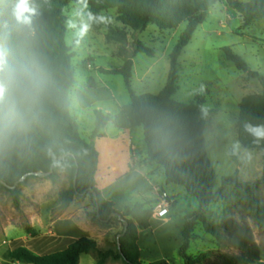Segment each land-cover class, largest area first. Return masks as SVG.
Instances as JSON below:
<instances>
[{
    "label": "trees",
    "instance_id": "1",
    "mask_svg": "<svg viewBox=\"0 0 264 264\" xmlns=\"http://www.w3.org/2000/svg\"><path fill=\"white\" fill-rule=\"evenodd\" d=\"M223 2L240 14L245 28L258 19H264V0H27L28 8L34 10L24 14L30 17V23L17 21L15 9L18 0L4 9L0 15V43L10 50L14 61L38 57L45 64L47 75L43 93L23 122L13 129L5 127L0 131V182L10 187L19 183V187L23 178L29 179L32 176L28 175L37 172L49 173L55 164L54 173L48 179L56 183L58 170L63 168L70 179V187L61 193L62 209H68L75 197L90 195L95 204L93 216L98 222L107 224L111 215L120 214L129 223L124 236H121L124 230L118 235L121 251L119 247L116 251L100 250L96 240L83 237L72 240L64 250L45 256H38L21 246L8 254L10 259L20 264H80L83 255L97 254L96 264H107L109 259L122 260L125 264H143L139 236L151 229L154 201L137 203L118 211L113 202L103 197L95 179L99 152L93 143L82 137L71 114L70 91L75 84L72 60L75 54L67 44L68 17L64 12L74 3L88 9L90 24L96 31L107 30L110 43H125L129 29L142 32L152 24L162 31H174L182 23H188L170 55L168 81L160 94L136 95L132 91V58L120 69L103 71L124 77L132 101L115 116L95 111L96 128L92 137H103V130L109 125L121 131L143 127L149 161L165 169L168 184L185 187L188 194L198 200V211L186 217L184 224L183 244L179 250L183 264H264L248 225L229 218L219 227L207 218L208 208L225 200L221 191H215L217 174L206 148L204 131L209 112L204 108L205 99L200 94L192 104L174 100L178 91L180 57L209 12ZM109 11H116L117 22L122 28L103 19L104 13ZM223 52L239 71L264 85V77L250 71L247 63L231 48H225ZM138 53L154 56L153 50L140 43L135 51ZM94 86L92 83L89 85L90 88ZM246 124L264 130V93L242 99L236 122L239 144L245 150L264 153V136L246 130ZM231 154L236 159L233 150ZM263 183L264 177L253 185L240 183L238 171L223 179V186L243 188L251 194L252 211L261 228H264V204L254 192ZM18 187L8 189L17 208L20 207L21 196ZM93 192L98 196L100 215ZM198 223H202L205 231L215 239L221 238L219 229H222L237 254L219 253L214 256V261L209 252L190 256L188 252L191 242L196 240L194 230ZM26 230L31 234L32 228ZM151 264L170 263L159 260Z\"/></svg>",
    "mask_w": 264,
    "mask_h": 264
},
{
    "label": "rangeland",
    "instance_id": "2",
    "mask_svg": "<svg viewBox=\"0 0 264 264\" xmlns=\"http://www.w3.org/2000/svg\"><path fill=\"white\" fill-rule=\"evenodd\" d=\"M14 2L15 0H2L0 15ZM64 14L68 17L67 44L75 54L72 60L75 84L70 91L71 114L82 137L91 142L92 132L96 128L95 111L115 116L120 108L132 101L124 77L103 71L120 69L132 58V91L136 95L160 94L168 81L170 55L188 23H182L174 31H162L152 24L142 32L129 29L127 41L117 44L107 41L105 28L96 31L91 26L85 6L70 4ZM103 19L116 27H123L117 22L116 11L104 13ZM139 43L153 50L154 56L135 54ZM225 48H231L247 63L250 71L264 77V19H258L245 28L240 14L223 2L209 12L182 53L179 60L178 91L174 100L192 104L200 94L205 99L204 108L209 112L204 131L206 148L217 174L215 191H221L225 200L212 204L208 208L207 218L219 227L229 218L248 225L264 261V228L258 226L253 214L251 194L243 188L223 186V179L232 177L237 171L239 182L248 185H253L264 177V153L245 150L238 142L236 130L242 99L264 93V85L258 79H252L239 71L228 61L223 52ZM91 83L95 85L94 88L89 87ZM85 105L91 107L84 110ZM107 111L110 113H106ZM107 129L110 136L119 132L113 125H109ZM133 136L138 158L143 164L139 169L142 172L154 170L156 173L145 176V179L136 176L123 180L113 192L121 195L123 201L120 202H124L126 187H129V200L131 191L140 189L141 203L154 201L152 185L172 195L174 204L167 221L152 220L151 229L140 234L138 244L143 264L159 260L183 264L179 250L183 244L184 224L186 217L198 211L199 202L188 194L185 187L176 184L167 186L169 184L162 166L156 163L144 164L147 153L143 127L135 128ZM232 150L236 159L231 154ZM69 187V175L64 168L58 170L56 183L48 178L32 176L22 181L18 187L21 196L20 207L17 208L12 194L0 185V264H20L10 259L8 254L23 245L27 247L23 240L10 238L8 228L11 225L22 228L29 237L36 238L29 243V247H36L39 251L32 252L38 256L64 250L72 240L83 237L96 240L100 250H117L118 235L124 230V224L120 219L114 220L115 217L107 224L98 222L93 216L95 204L90 195L75 197L68 209H62L61 193ZM254 195L264 204V183L257 187ZM32 222L36 223V227H33ZM27 228H32L31 234L27 232ZM219 231L221 238L215 239L205 231L202 223H198L194 230L196 240L191 242L188 254L198 256L209 252L213 255L212 261L216 260L214 256L219 253L236 255L227 234L222 229ZM96 263L97 254L83 255L80 260V264ZM107 264L125 263L109 259Z\"/></svg>",
    "mask_w": 264,
    "mask_h": 264
},
{
    "label": "crops",
    "instance_id": "3",
    "mask_svg": "<svg viewBox=\"0 0 264 264\" xmlns=\"http://www.w3.org/2000/svg\"><path fill=\"white\" fill-rule=\"evenodd\" d=\"M90 105L83 106L84 110L89 109ZM100 109V108H98ZM121 110V108H120ZM119 110V111H120ZM98 111V110H97ZM106 113H110L107 111ZM111 115V114H110ZM108 126L103 130V137H99L93 139L91 143H93L96 149L99 152V166L96 174V185L98 190L101 192L103 197L113 202L118 211H123L127 207H133L137 203H141L142 194H140V189L136 191H131L130 199H128L129 187H126V191L124 192V202L121 195L113 192V189L121 183V181H125L126 179L133 178L136 176L145 179V176H148L153 173H156L154 170L150 172H142L139 167H143L141 160L138 158L137 147L134 144V130L121 131L114 134V136L109 135ZM93 133V132H92ZM147 153V146H146ZM152 162L148 159L145 161L146 164H151ZM149 177V176H148ZM171 184L167 185L170 186ZM156 189L154 185L151 186V193L155 199V195L153 190ZM144 193V192H143ZM134 194V195H133ZM127 195V196H125ZM172 195H170L171 197ZM140 200V201H138ZM137 201V202H134ZM174 204V203H173ZM33 227H36V223L32 222ZM146 232V231H145ZM8 233L11 239L14 240H23L26 248H30L31 251L37 253L39 250L36 247L30 246L31 243L36 238H31L29 235L20 227L15 225H11L8 228ZM143 233V232H141ZM140 233V234H141ZM24 247V245L22 246Z\"/></svg>",
    "mask_w": 264,
    "mask_h": 264
},
{
    "label": "clouds",
    "instance_id": "4",
    "mask_svg": "<svg viewBox=\"0 0 264 264\" xmlns=\"http://www.w3.org/2000/svg\"><path fill=\"white\" fill-rule=\"evenodd\" d=\"M28 12L34 10L28 8L27 0H18L17 21L30 23V17L24 15ZM46 75L47 68L38 57L14 61L10 50L0 43V131L23 122L44 91ZM245 129L264 136V130L251 125L246 124Z\"/></svg>",
    "mask_w": 264,
    "mask_h": 264
},
{
    "label": "built area",
    "instance_id": "5",
    "mask_svg": "<svg viewBox=\"0 0 264 264\" xmlns=\"http://www.w3.org/2000/svg\"><path fill=\"white\" fill-rule=\"evenodd\" d=\"M155 195L152 206V220L167 221L170 210L173 206V201L165 190L156 188L153 190Z\"/></svg>",
    "mask_w": 264,
    "mask_h": 264
},
{
    "label": "water",
    "instance_id": "6",
    "mask_svg": "<svg viewBox=\"0 0 264 264\" xmlns=\"http://www.w3.org/2000/svg\"><path fill=\"white\" fill-rule=\"evenodd\" d=\"M63 160V158L61 159V161ZM54 167H55V164L52 165L51 167V170L49 173H44V172H37V173H32L30 175H28L27 177L29 176H33V177H40V178H48L49 176H51L53 173H54ZM26 178H23L20 182L24 181ZM5 188L9 189V190H15L17 189L18 184H16L14 187H10L8 186L7 184L3 183V182H0ZM93 195H94V198H95V201H96V205H97V210H98V215L99 214V211H100V207H99V200H98V196L95 192H93ZM114 217H117L119 218L120 220H122V222L124 223V226H125V229H124V233L121 235V236H124L128 226H129V223L125 220L122 219L121 215L120 214H113L109 217V219L106 221V222H110ZM118 246H119V250L121 251V246H120V242L118 241Z\"/></svg>",
    "mask_w": 264,
    "mask_h": 264
}]
</instances>
